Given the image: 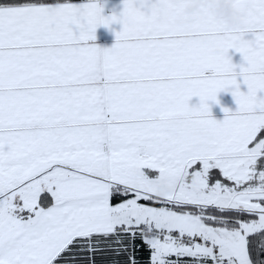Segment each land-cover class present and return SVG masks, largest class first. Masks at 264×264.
I'll use <instances>...</instances> for the list:
<instances>
[{
	"label": "snow or ice",
	"instance_id": "1",
	"mask_svg": "<svg viewBox=\"0 0 264 264\" xmlns=\"http://www.w3.org/2000/svg\"><path fill=\"white\" fill-rule=\"evenodd\" d=\"M150 2L0 0V264H264V109L213 119Z\"/></svg>",
	"mask_w": 264,
	"mask_h": 264
},
{
	"label": "crops",
	"instance_id": "2",
	"mask_svg": "<svg viewBox=\"0 0 264 264\" xmlns=\"http://www.w3.org/2000/svg\"><path fill=\"white\" fill-rule=\"evenodd\" d=\"M99 2L106 16L122 8V0ZM222 2L230 5L231 26L214 14ZM149 9L160 43L177 65L201 78L227 82V90L217 93L219 103L208 102L213 119H224L222 108L235 111L233 90L255 107L256 98L264 96V0H151ZM120 28L119 23L100 25L89 43L111 47ZM198 104L199 97L189 99V105ZM258 164L259 159L256 167L264 169Z\"/></svg>",
	"mask_w": 264,
	"mask_h": 264
},
{
	"label": "clouds",
	"instance_id": "3",
	"mask_svg": "<svg viewBox=\"0 0 264 264\" xmlns=\"http://www.w3.org/2000/svg\"><path fill=\"white\" fill-rule=\"evenodd\" d=\"M188 11L191 12L193 11V9H189ZM214 14L218 18H222L223 21L229 26L235 23L231 9H230V5L227 3H223V2L220 3L218 7L215 8ZM255 108L264 109V96H260L256 98Z\"/></svg>",
	"mask_w": 264,
	"mask_h": 264
},
{
	"label": "trees",
	"instance_id": "4",
	"mask_svg": "<svg viewBox=\"0 0 264 264\" xmlns=\"http://www.w3.org/2000/svg\"><path fill=\"white\" fill-rule=\"evenodd\" d=\"M258 165L259 166L264 165V157L259 158V164ZM216 171L217 172L214 173V174L215 175H218V170H216ZM140 256H141V260L144 261L145 264H146V262L148 260V256H149V253L147 252V250L146 249L145 250H142Z\"/></svg>",
	"mask_w": 264,
	"mask_h": 264
},
{
	"label": "rangeland",
	"instance_id": "5",
	"mask_svg": "<svg viewBox=\"0 0 264 264\" xmlns=\"http://www.w3.org/2000/svg\"><path fill=\"white\" fill-rule=\"evenodd\" d=\"M219 121V120H218Z\"/></svg>",
	"mask_w": 264,
	"mask_h": 264
}]
</instances>
